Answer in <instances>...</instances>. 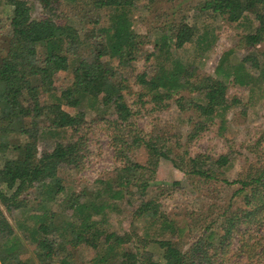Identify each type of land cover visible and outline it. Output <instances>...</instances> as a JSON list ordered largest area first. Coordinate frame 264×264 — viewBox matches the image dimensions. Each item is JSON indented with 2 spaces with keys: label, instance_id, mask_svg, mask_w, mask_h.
Returning <instances> with one entry per match:
<instances>
[{
  "label": "trees",
  "instance_id": "16d2710c",
  "mask_svg": "<svg viewBox=\"0 0 264 264\" xmlns=\"http://www.w3.org/2000/svg\"><path fill=\"white\" fill-rule=\"evenodd\" d=\"M61 1L0 0V5L10 9L7 45L0 52V153L4 155L0 164V264H26V260L19 258L18 234L1 206L9 211L21 210L24 218L17 220L19 229L35 241L36 256L49 259L51 264H211L212 255L225 254L224 246L229 245L233 235H244L243 226L263 229L264 160L254 174L247 170L231 179L218 178L216 170L222 168L219 174H224L233 166L228 152L215 158L171 156L167 138L157 144L154 128L144 133L135 124L136 110L125 98L124 90H127L136 96L140 105L150 103L166 109L172 100L185 105L195 114L189 139L208 129L215 119L223 122L230 105L225 81L195 73L190 63L170 52V46L181 48L194 38L198 44L197 54L202 55L214 41V37H208L207 29L198 34L195 27L182 18L171 23L154 43L158 50H164L165 59L156 63L154 75L145 71L137 73L135 79L139 86L131 91L129 84L117 78L116 71L99 57L105 55L119 65L136 58L140 35L132 28L134 0H84L88 7L106 11L105 20L101 21L97 11L88 21L99 38L101 53L94 49L88 34L79 33L70 18L65 17L63 21L59 13L58 21L56 10ZM37 4L42 10L39 17L33 13ZM200 10L230 22L246 17L247 13L254 14L259 22L236 43L247 54L228 67H224V54L215 72L247 87L264 82V51L254 52L264 39V0H205ZM247 61L256 73L247 69ZM69 66L72 72L69 85L52 104H42L40 94L48 92L52 76ZM184 91L195 93L198 98L186 97ZM83 105L98 115L112 111L114 117L107 120L112 130L111 142L121 163L116 167L114 179L97 178L99 186L94 190L84 187L80 194L69 193L58 214L46 204L54 202L64 192L57 169L77 162L86 153V139L78 135L75 122L79 114H71L67 108ZM19 134L27 137L21 140L17 137ZM45 139L52 141L51 149L37 155V142ZM139 149L171 161L175 168L191 176H198L200 183L221 180L225 185H238L231 195L233 199L221 212L211 219L203 218L201 235L185 250L179 242L188 224L177 217L165 216L162 211H155L140 237H136L135 250L127 245L136 233L118 234L109 229V213L118 202L141 199L151 185L159 183L153 178V168L130 158V152ZM10 182L16 183L7 194L4 185ZM174 184L178 182L170 185ZM35 186L40 187L43 197L36 204L37 211L28 212L21 209L24 206L20 196ZM234 200L235 208L232 207ZM220 217V229L213 228ZM168 232L175 237L166 236ZM252 239L250 250L259 246L263 251V235H253ZM80 244L90 246L94 255L88 259L74 257ZM62 250L64 255L54 262L55 254Z\"/></svg>",
  "mask_w": 264,
  "mask_h": 264
},
{
  "label": "rangeland",
  "instance_id": "374dc122",
  "mask_svg": "<svg viewBox=\"0 0 264 264\" xmlns=\"http://www.w3.org/2000/svg\"><path fill=\"white\" fill-rule=\"evenodd\" d=\"M204 1L134 0L131 10V17L134 21L132 28L140 35L136 58L126 65H119L116 60H108L105 55H101L99 58L106 61L110 69L116 71L117 78H121L129 84L131 91H135L139 86L135 75L142 71L150 76L154 75L156 63L165 59L164 50H158L154 43L171 23L182 18L183 21L193 25L198 34L207 29L208 37H214V41L202 55L197 54L198 44L194 38L181 48L170 46V52L174 57L190 63L195 73L215 76L225 81L227 85L226 97L230 105L224 113L223 122L217 118L208 129L189 139V131L192 122L195 121V114L186 109L185 105L181 106V103L173 100L166 109L153 107L150 103L140 105L136 96L127 90H124L125 98L132 109L136 110L135 124L144 133L154 128L157 144H161L167 138L171 156L175 154L186 158L194 156L215 158L219 154L228 152L233 158V166L224 174H219L222 168L216 170L218 178L231 179L237 176L238 172L247 170L254 174L260 162L264 160V82H256L250 87L239 85L231 81L232 77L223 78L221 73L217 74L215 68L224 54L226 55L224 67L238 62L247 54V51L236 46V43L242 34L251 31L252 26L259 21L251 12L236 22H230L222 16L201 11L200 7ZM41 11L40 5L37 4L33 13L39 17ZM97 11L93 7H88L84 0H75V2L63 0L60 2V6L58 5L56 14H58V21L59 13L63 17V21H66L65 17L70 18V22L79 33L88 34V40L94 49L101 53V44L98 43L99 38L94 32V26L92 23H88ZM98 12L101 15V21L105 20L106 11ZM9 15L10 9L0 5V52L4 51L7 45L10 31ZM256 46L255 53L264 51V39ZM250 63L247 61V69L251 73H256ZM71 80V66L67 70L56 72L52 76L48 92L40 94L41 103L46 106L52 104L57 96H61L62 91ZM183 95L198 98L195 93L189 94L186 91L183 92ZM67 110L71 114L75 112L79 114L75 117V122L78 127V135H83L86 139V153L77 159V162L75 160L63 164L57 169L56 174L62 179L64 192L57 196L54 202L47 201L46 204L58 214L61 213L64 200L69 193L80 194L84 187H91L94 190L99 186L95 180L97 178L114 179L116 167L121 163L111 142L112 130L107 120L114 117L112 111L107 110L103 115H98L95 110H91L85 105L75 109L67 108ZM17 137L24 140L27 136L19 134ZM257 141L258 143H256ZM51 146L52 141L48 139H45L44 142H37V155L50 150ZM129 156L133 160L153 168L155 171L153 178L159 181L158 184L148 188V192L143 198L120 201L117 203V207L109 213L110 230L118 234L125 231L131 234L136 233V236L132 234V242L127 245L132 250L133 248L135 250L136 237H140L143 227H146L155 216V211H159L158 213L162 211L165 216L177 217L188 224V228L179 242L184 250L187 249L190 243L201 235L203 218L207 216V219H211L221 212L231 202L233 199L231 195L238 187L236 184L225 185L221 180L200 183L197 181L198 176H191L184 170L175 168L171 161L148 154L144 149L130 152ZM3 159L4 155L0 153V164ZM174 181H177L178 184L170 185ZM15 183L10 182L4 185L7 194L11 193ZM41 197L43 194L39 186L30 188L26 194L22 193L20 196L24 206L21 209L28 212L37 211L36 204ZM151 200L152 202H150ZM237 201L239 203V199ZM235 203L234 200L233 208L237 205ZM1 207L7 221L20 239L19 258L26 260V264H51L49 259L36 256L35 241L19 229L17 220L24 218L21 210L12 209L9 211L5 207ZM221 225L220 217L212 227L220 229ZM262 228L264 229V227ZM263 229H257L252 225L243 226L241 230H246L244 235H233L229 245L224 246V255H220L219 252L214 256L211 254V264H264V250H260L259 246L250 250L253 235H263L261 242L264 243ZM170 235L175 237L170 232L166 233V236ZM148 239L150 240V237ZM147 246L151 248V244ZM75 252L74 257L79 259H88L94 255V250L86 244L77 246ZM63 255V250L58 252L53 261H57Z\"/></svg>",
  "mask_w": 264,
  "mask_h": 264
}]
</instances>
